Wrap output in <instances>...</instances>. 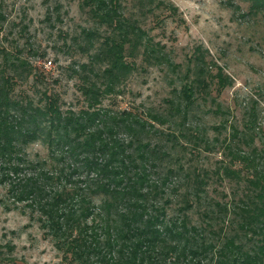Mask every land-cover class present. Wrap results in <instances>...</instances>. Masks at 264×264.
<instances>
[{
  "label": "trees",
  "instance_id": "obj_1",
  "mask_svg": "<svg viewBox=\"0 0 264 264\" xmlns=\"http://www.w3.org/2000/svg\"><path fill=\"white\" fill-rule=\"evenodd\" d=\"M122 2L80 0L93 26L82 28L78 38L88 59L73 70L85 102L77 113L63 111L59 96L47 89L40 93V104L26 93L16 94L18 80L29 78L36 67L18 48L12 52L4 47L0 38V182L20 173L19 163L33 165L20 154L42 134L60 150L61 159L70 158L90 177L84 186L67 188L60 182L69 177L63 169L33 172L36 176L20 179L17 199L37 205L41 225L72 263L264 264V151L254 145V118L244 130L229 126L230 134L219 143L228 160L217 167L182 163L187 155L196 158L202 148L213 146L187 122L197 97L204 99L212 87L218 93L231 85L223 67L213 64L212 73L203 55H194V66L183 76L186 82L159 111L103 106L105 97L124 93L139 58L173 72L180 69L141 26L155 9L173 13L176 8L162 0H135L138 14L126 15ZM251 3L253 13L264 10V0ZM5 21L0 7V34ZM156 135L165 137L169 147L157 143ZM177 147L183 151L176 168L183 181L174 185L171 177L178 171L167 167L156 176V167L159 156ZM40 179L47 181V190ZM55 181L58 185L51 186ZM214 182L230 183V191L211 195ZM96 194L102 195L98 205L92 200ZM170 207L176 212L168 213Z\"/></svg>",
  "mask_w": 264,
  "mask_h": 264
},
{
  "label": "rangeland",
  "instance_id": "obj_2",
  "mask_svg": "<svg viewBox=\"0 0 264 264\" xmlns=\"http://www.w3.org/2000/svg\"><path fill=\"white\" fill-rule=\"evenodd\" d=\"M134 1L123 0L126 15L138 14ZM162 1L173 5L175 11L155 9L154 16L140 18L141 26L160 44L172 62L180 66L179 71L173 72L165 64L147 65L139 58L137 69L123 87L124 93L117 98L105 97L103 106L113 110L134 109L138 113L147 109L162 110L166 105L164 100L173 98V90L186 82L183 76L188 66H194V55H203L212 73L216 72L215 66L223 67L232 83L218 93L212 87L204 99L197 97L187 125L198 127L213 146L210 150L202 148L196 158L187 155L182 163L217 167L223 160H228L219 143L230 134L229 126L244 130L245 123L253 118L256 122L254 145L264 151V10L253 13L251 0ZM79 3L80 0H0L1 11L6 16L0 34L2 45L12 52L18 48L22 58L36 67L29 78L18 80L16 94L26 93L40 104V93L47 89L59 96L63 111L77 113L85 108L77 90L78 77L73 70L79 71L78 65L88 59L87 53L77 44L82 28L92 27L93 22ZM30 48L36 55L29 53ZM48 61L52 65L45 68ZM167 126L156 125V129L166 131L169 130ZM37 136L20 154L33 165L19 163L22 171L17 175L8 174L0 182V264H74L63 257L55 240L41 225L37 205H32L28 199H17L16 190L21 181L34 175L33 172L52 173L63 169L69 177L60 182L67 188L84 186V180L87 182L90 175L70 158L61 159L60 150L55 144L50 146L42 134ZM156 142L167 147L171 144L159 135H156ZM168 152L159 156L156 176L162 175L167 167L177 168V156H182L183 151L177 147ZM72 168H76L75 171ZM182 177V171L174 172L172 183L178 184L179 180L183 181ZM40 182L47 190V181L40 179ZM52 183L51 186L58 185L57 181ZM171 186L169 184L168 188ZM230 188L228 182L223 185L214 182L209 191L215 196L214 190L229 192ZM101 199L102 195L96 194L92 200L98 205ZM175 212L172 207L168 209L170 214Z\"/></svg>",
  "mask_w": 264,
  "mask_h": 264
},
{
  "label": "built area",
  "instance_id": "obj_3",
  "mask_svg": "<svg viewBox=\"0 0 264 264\" xmlns=\"http://www.w3.org/2000/svg\"><path fill=\"white\" fill-rule=\"evenodd\" d=\"M51 65H52L51 61H48L44 64L45 68H49L51 67Z\"/></svg>",
  "mask_w": 264,
  "mask_h": 264
}]
</instances>
